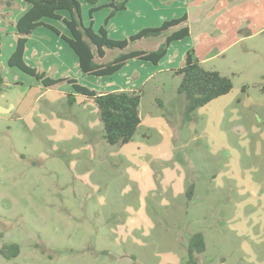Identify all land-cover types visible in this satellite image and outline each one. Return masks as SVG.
Listing matches in <instances>:
<instances>
[{"label":"rangeland","instance_id":"1","mask_svg":"<svg viewBox=\"0 0 264 264\" xmlns=\"http://www.w3.org/2000/svg\"><path fill=\"white\" fill-rule=\"evenodd\" d=\"M187 1L191 40L172 42L157 67L132 60L111 78L81 74L60 49L69 48L48 32L55 57L80 85L141 89V122L123 146L105 144L91 100L70 107L66 84L44 91L7 66L17 36L3 16L0 108L10 110L0 112V249L17 244L19 253L0 256V264H184L196 232L206 245L197 264H264V0ZM137 3L108 21L111 39L147 28ZM7 7L0 0V10ZM81 8L89 24L90 7L82 0ZM108 13H93L95 32ZM196 41L200 56L209 55L204 68L228 77L232 89L184 121L180 77L168 67ZM163 42L143 39L128 50Z\"/></svg>","mask_w":264,"mask_h":264},{"label":"trees","instance_id":"2","mask_svg":"<svg viewBox=\"0 0 264 264\" xmlns=\"http://www.w3.org/2000/svg\"><path fill=\"white\" fill-rule=\"evenodd\" d=\"M15 0H5L9 7ZM28 9L15 22L16 42L7 60V66L16 68L34 78L43 88H52L63 83L68 84L72 93L66 95L68 105L75 104V96L91 100L97 110V116L102 126L101 138L109 146H123L130 143L136 134L141 119L139 106L142 97L141 89L136 91H116L99 93L78 84L75 79H53L45 72L28 66L24 61L25 45L28 37L38 27L50 30L59 37L76 55L79 70L88 76L110 77L118 72L129 60H140L157 65L167 53L169 45L182 40L189 34L186 16L163 21L158 27L143 28L128 39L114 40L108 37L106 25L118 12L126 9L127 1L108 0L105 5H99L102 0H83L89 6V24L85 26L81 16L82 0H21ZM108 8L109 13L102 26L95 32L92 29L94 12ZM61 13H66L62 17ZM45 20L61 22L68 36L61 34L55 27L44 23ZM164 36V42L155 50H128L130 43L143 39H155ZM119 50L117 55L105 60L108 51ZM180 77L176 94L183 102V120L190 121L195 112L211 101L228 94L232 89L231 80L214 70L201 66L192 51H187L182 65L173 70ZM3 79L0 76V87ZM245 86L241 88L243 93ZM1 90V89H0ZM192 186L186 190V197L191 199ZM204 236L200 232L191 234L187 243V260L184 264H197L196 256L205 251ZM17 244L5 245L0 249V256L11 259L18 255Z\"/></svg>","mask_w":264,"mask_h":264},{"label":"crops","instance_id":"3","mask_svg":"<svg viewBox=\"0 0 264 264\" xmlns=\"http://www.w3.org/2000/svg\"><path fill=\"white\" fill-rule=\"evenodd\" d=\"M119 1H124V0H119ZM126 1H127L126 7H128V9L131 6V3H134V1H135V3L138 2L137 4H140L138 6V11L141 14H143L142 15L143 20L147 21V23H146L147 24L146 25L147 28L158 27V26H160L162 24L163 21H168V20H171V19H177V18H180L182 16H186V23L185 24L187 25V27L189 29V34H188L187 37L183 38L182 40H184L186 38H188L189 40H191V38H192V32H191L190 27L187 24L188 21L189 22L191 21V18L189 16V14L186 13V10H185V6L187 5V2H188L187 0H126ZM108 2H109L108 0H102L99 3V5H105ZM189 4H191V2H188V6H189ZM12 5H17L18 6V8H16L17 9V12L16 11H12V10H14V9L11 8ZM12 5L10 7L3 8V9L0 10V15H1V18H0V21L1 22L0 23L3 24L2 26H4L5 23H6L4 21L3 16H5L6 19H10L12 21L11 22L12 25H10V26L12 27V29L14 30V33H15L14 23L28 9V6L23 1H21V0H15L12 3ZM170 6H171V8H169ZM104 9H106V8H103V10ZM168 13H171L170 16H167ZM61 16L62 17H66L67 14L65 15V13L64 14L61 13ZM81 16H82V8H81ZM49 21H52V20H45L44 23L55 27L61 34L65 35V36H68V32H66V33L62 32L63 30L61 31L57 27V25H54V24H52ZM82 21H83V24L85 26L88 25V22L85 23V20L83 19V16H82ZM62 26L64 27L63 24H62ZM93 26L94 25L92 24V29H93ZM106 29H107V26H106ZM38 30H45V31L36 33ZM48 32L51 33V34H53L50 30H48L46 28L38 27V28H36L31 33V35L28 37L27 42H26V45H25V51H24V56H23L24 60H26V62H27L28 61L27 59L30 60V59L33 58L36 61V63H38L39 65L34 64V65L30 66V67L36 68L37 70H40V71H43L48 76H49L50 71H52L53 74L51 76H49V77H51L53 79H59V78H71V79H75L72 76H69L68 71H66V70L63 69V67H65V66L62 63V61L61 60H58L55 57V52L53 51V48L51 47V43L52 44H55L56 39L51 38L50 35H48ZM247 32H248V35H250V32L249 31H247ZM258 32L259 33H263L264 32V27L260 28ZM36 34H39V36L36 37ZM107 34H108V37L110 38L108 30H107ZM54 36H56V35H54ZM31 39H33L32 40V46L29 45L31 43ZM13 40L15 42V39L14 38H13ZM182 40H179V41H182ZM137 42H139V41H137ZM174 42H178V41H174ZM63 43L66 45V43L64 41H63ZM191 43H193V42L191 41ZM195 43L196 44H191L192 46H189L190 49L186 48L185 50H180V51L177 52V53H179L178 56H173V57L176 58V60L171 64L172 66H169L168 67L169 69H171L170 70V73H172L173 70L179 68L182 65L184 55L186 54L187 51H192L193 52V55L198 59V61L201 64V66L204 68V66H203L204 64L203 63H206V61L209 59V55L203 54V55L200 56L199 49L196 47V45L197 46H200V41H196ZM172 44L169 45L167 51L172 46ZM28 45H29V47H27ZM60 49L62 51H64L66 54L68 53L69 57L71 59H73V61H76L77 62V67H78L77 57L72 52V50L70 48L69 49H66V48H64L62 46L60 47ZM131 50H138V49H131ZM12 51H11V53H12ZM167 55H168V52L166 53V55L164 56V58ZM57 57H59V54L58 53H57ZM162 60L163 59H161L160 61H162ZM130 61H132V60H129L119 71H123L126 68V66H128V63ZM137 61H140V60H137ZM160 61L158 62L157 65H155V67H157L159 65ZM140 62H144V61H140ZM146 63H149V62H146ZM152 66H154V65H152ZM78 70H79V68H78ZM79 72L81 74H83L80 70H79ZM118 72H116V73H118ZM83 75H85V74H83ZM86 76H88V75H86ZM112 76H110V77H101V78H104V79L105 78H111ZM96 78H98V77H96ZM101 78H98V79H101ZM125 78L127 79L128 76H126ZM63 84H66V83H63ZM66 85L68 86V88H71L68 84H66ZM53 87H55V86H53ZM41 89L44 90V91H47V90H49L51 88H43L41 86ZM136 90H138V89H136ZM136 90H134V91H136ZM94 91H96V90H94ZM96 92H99V93H107L108 91H96ZM69 93H72V89H71V91H69V89H67L65 91V93H64L65 94L64 96H66ZM78 98L85 99L84 97H81V96L76 95L75 96V103H76V101H77ZM4 109H6V108H4ZM9 110H10V108H9Z\"/></svg>","mask_w":264,"mask_h":264},{"label":"water","instance_id":"4","mask_svg":"<svg viewBox=\"0 0 264 264\" xmlns=\"http://www.w3.org/2000/svg\"><path fill=\"white\" fill-rule=\"evenodd\" d=\"M9 109L0 108V112H8Z\"/></svg>","mask_w":264,"mask_h":264}]
</instances>
